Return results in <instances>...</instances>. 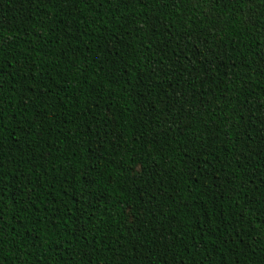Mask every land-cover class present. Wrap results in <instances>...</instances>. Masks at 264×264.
<instances>
[{
    "label": "trees",
    "instance_id": "trees-1",
    "mask_svg": "<svg viewBox=\"0 0 264 264\" xmlns=\"http://www.w3.org/2000/svg\"><path fill=\"white\" fill-rule=\"evenodd\" d=\"M0 264H264V0H0Z\"/></svg>",
    "mask_w": 264,
    "mask_h": 264
}]
</instances>
